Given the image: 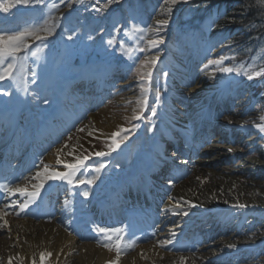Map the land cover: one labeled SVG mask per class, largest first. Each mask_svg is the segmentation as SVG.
I'll return each mask as SVG.
<instances>
[{"label":"rangeland","instance_id":"obj_1","mask_svg":"<svg viewBox=\"0 0 264 264\" xmlns=\"http://www.w3.org/2000/svg\"><path fill=\"white\" fill-rule=\"evenodd\" d=\"M101 1L99 0V2ZM97 2L98 0H44L43 4L34 6L13 4L9 8V12H0V20L7 17L8 20H11V25L18 29L31 24H43L45 20L48 21V26L55 25L51 35L45 36L42 40L29 39L28 47L18 53L20 59L13 69L15 79L6 78L4 81H0V90L14 91L15 89V91L11 92L10 96L0 95V102L3 99L13 110L17 109L19 104H27L23 108L29 104L32 108L36 106L39 108L37 109V118H40L45 109L49 110L55 107L53 98L60 102L64 100L63 89L77 86L74 79L67 80L69 77L73 78L71 77L73 72L83 74L76 70L77 65L86 62L88 58L98 60L100 57H124L128 61L127 63L110 62L105 64L107 68L102 67L110 74L109 80L113 79L109 84L88 83L86 81L88 77L98 80L97 75L93 73V67L98 66L93 64L92 68L90 65L88 68L87 65V77L85 76V83H81L82 91L78 96L80 102L83 101V103L79 107H72L69 110L71 119L77 117L74 122L71 119L62 120L63 122L71 121L72 127L62 135L61 140L55 146H81L83 144V158L80 160H83L84 157L87 159L76 171L75 180L87 181L96 177L91 184L84 183L92 187L90 191H86L91 196V201L97 198L101 187L103 189L100 194H103L109 185L116 186L122 180L118 176H123L127 172L133 173L141 162L160 165L161 160L154 162L153 159L156 156L157 148L162 147L159 146L162 134L165 132L168 134L171 130V135L173 134L177 145L162 150V156L167 160V163L162 162L159 168H163V170L157 171L155 175L168 170L170 174L166 177L175 179V183L179 179L183 186L198 191L201 188L203 190L205 185L212 184L214 181L226 182L228 177H232L235 180L236 188H244L246 193L233 195L228 200L229 203H234L238 199H249L264 205V168L259 170L261 174L256 171H243L242 161H240L255 160L264 166V160L261 158V150L264 149V133L253 126L261 123L260 117L264 116V94L254 89L255 82L261 76L249 80L246 76H238L235 72H220L216 65H210L208 69L203 66L209 59H216L224 55L226 57L223 62L224 66L233 68L242 66L243 69L252 72L261 69L246 65L244 60L240 62L233 58L226 45L213 44L212 48L204 50V53L196 51L187 40L189 34L183 36L179 46H174L172 41L176 37L175 30L180 11L169 17H160V11L159 15L150 17V23H134L130 26L120 27L121 32H119V28L106 29L105 26L109 20L103 23V19L111 14V10L102 12L101 6L97 7ZM53 3L56 4L55 8L51 7ZM107 8L108 6H106ZM63 11L66 13H61ZM67 19H71L70 22ZM164 19L169 21L167 28L159 33V36L163 37L164 43L160 44L158 48H150L148 41L157 38V33L150 29L157 27L158 20ZM67 23H70L73 28ZM93 24L95 25L92 26ZM133 25L137 27H133ZM109 26L112 27V25ZM144 29L149 30L144 31ZM69 34H72L74 39L68 40ZM116 41H119L117 45ZM140 48H143L144 51H140ZM37 49L39 50L37 51ZM34 51L36 52L35 56L32 55ZM153 53H159L160 56L155 67L151 62L145 61V58L154 55ZM112 66L116 70L113 73L109 70ZM103 71L99 70L97 74L101 75ZM148 71L152 72L150 84L147 83L148 78L145 76ZM164 72L168 74L166 78L163 75ZM33 74H35V83H33ZM207 74H211V76L206 77ZM202 83L209 84L208 87L213 89L206 101L209 114L203 118L200 128L192 126L193 133L187 136L185 132H189L187 131L189 124L185 123L183 118L188 117V108L192 104L193 95L190 89L196 86L200 87ZM91 89L100 94H98L99 96L96 94L100 102L94 110L98 116V122L104 121L105 118L118 116L120 126L114 133L120 132V137H128L127 139L116 137L120 146L115 151L110 150L112 135L109 137L87 136L91 119L88 113L81 115L80 108L82 105H87L83 94H87L89 97ZM146 89L147 91H145ZM157 93L160 96L158 106L156 105ZM54 94L59 99L52 97ZM23 96L25 101H23ZM145 96L146 106L143 103ZM70 98L67 97V99ZM45 99L49 101L48 104L43 102ZM234 103L237 107L242 105L245 110H248L242 119L248 122L245 125L252 130L249 135H246V129L243 125L237 124L236 120H233L230 125L222 122L223 119L230 120ZM154 107L157 112L155 117L151 115ZM22 112L26 116L33 114L27 110H22ZM138 115L143 119L134 118ZM9 117L6 123H13L11 120L15 114L13 113ZM212 124L216 126L214 131L209 128V125ZM7 132L11 133L9 130ZM218 132L221 134L218 137L220 139L209 140V135L215 137ZM203 133H206V136L200 137V134ZM140 135H144V137L142 138ZM223 137H226L227 140H224ZM182 141H184V146ZM178 147L185 148V151L177 149ZM214 148L221 149L212 153ZM53 149L54 147L50 153H53ZM97 151H103L108 155L97 157L95 155ZM235 155L237 157H234ZM203 158L208 161L200 162V159ZM183 161L188 163L185 164ZM102 162L106 166L97 173L95 169ZM178 164L184 168L173 166ZM167 166L169 168L166 169ZM215 172L217 175H214ZM164 181L167 179L159 182ZM253 189L256 190L255 194ZM229 207L232 209H223L218 216L207 215L200 220V225L206 229L208 240L223 241L222 245L217 246L216 252L211 254L209 260L203 261L202 264H249L251 262L264 264V260L259 258L264 254V241L247 249L237 245L240 242L256 241L260 234L264 235V212L259 213V211L251 210L250 214L253 217L250 218L248 215L245 217L240 211L238 213L233 211V206ZM234 215L236 217L232 218ZM258 216L259 218H257ZM242 221L246 223L244 226L246 236L244 237L237 236L238 230L236 229L238 223ZM253 226L256 229H252ZM104 229H112V227ZM100 236L105 238L103 233ZM198 236L202 237V234L198 233ZM185 240V243L190 245L191 250H187L188 252L200 250L201 253H204L201 249L202 242H198L195 234ZM232 244H235V248L229 247ZM220 257H226L229 263L220 260ZM247 257L249 259L246 261Z\"/></svg>","mask_w":264,"mask_h":264},{"label":"bare ground","instance_id":"obj_2","mask_svg":"<svg viewBox=\"0 0 264 264\" xmlns=\"http://www.w3.org/2000/svg\"><path fill=\"white\" fill-rule=\"evenodd\" d=\"M153 54L155 55V53ZM87 63L90 66L92 64L89 58L87 59ZM102 73L104 74V71ZM90 75L92 76V73ZM209 76H211V74L206 75V77ZM87 81L94 84L95 80L93 77H88ZM98 82L100 84L104 82L108 83L109 79L106 76L99 79ZM208 85L209 84L204 85V83H202L200 87L196 86L190 89L193 95L192 104L191 107L188 108V117L183 118L185 123L189 124V128H187L189 132H185L187 136L193 133L191 127L197 126V129L200 128L201 123H203V118L209 114L206 101L209 99L213 89H210ZM96 94L98 95L99 92L91 89L89 97L84 95V100L87 105L81 106L80 114L84 115L88 113L91 119L88 125V137H109L118 130L120 119L118 116H112V118H105L103 119L104 121L98 122V116L94 110L96 106L99 105L100 100L99 97H96ZM108 97L109 94L107 95V98ZM103 98H105V96H103ZM121 102L123 103V101ZM233 107V111L230 113V120L223 119L222 122L230 125L233 123V120H236L237 124L243 125L246 129V135H249L252 130L245 125V121L242 119L248 110H245L242 105L237 107L235 103ZM88 110L90 111L88 112ZM0 111H2L1 107ZM59 117V110H55L53 114L51 113L47 117L46 127L52 130ZM101 123L103 124L100 125ZM66 124L68 123L64 122L63 125ZM2 127L10 132L13 131L11 125L6 123L5 125L0 124V133L3 130ZM46 127L36 125L35 130L40 131L42 128H45L43 130H47ZM209 128L211 131H214L216 126L212 124L209 125ZM207 131L211 132L209 130ZM20 134L23 135L22 127H20L12 137L18 138ZM205 136L206 133L200 134V137ZM219 136H221L219 132L215 134V137L214 135L212 137L209 135V140L217 139ZM140 137L143 138L144 135H140ZM223 138L227 140L226 137ZM5 141L6 140L1 138L0 145ZM182 143H184V141H182ZM175 145H177V141L173 139L171 130L168 134L167 132L163 133L159 143V146L162 147L157 148L156 156L153 160L160 159L162 162L167 163V160L162 156V150L169 149L167 147ZM220 149L221 148H214L212 153ZM50 150L41 161H38V163H40L39 168L29 176L35 177L38 171L43 173L44 166L48 167L49 173L68 172V169L64 167L65 164H74L83 158V144L81 146H57L54 147L53 153H50ZM234 157L237 156L235 155ZM205 158L200 159V162L208 161ZM261 158L264 160V149L261 150ZM240 161H242L241 168L243 171H256L261 174L259 170L264 168L260 162L255 160ZM212 163L214 164L215 162ZM161 164L162 163H160V165ZM160 165H151L146 162H141L138 169L133 173L127 172L124 175V179L118 183L116 191L111 187L105 189L100 198L94 203L93 210H95V215H104L107 220L112 217V223L118 221L116 216L119 214L122 208L121 206L125 203L127 204L129 201L132 203L142 201L150 207L145 210H141L140 208H130L128 210L130 216L138 221L135 222L136 225H140L141 230L139 232L142 233L141 238L140 236L138 238H131L130 234L135 231L134 226L124 229V227H116L117 225L112 224L113 227H116L114 229L121 230V233H110L113 240H115L117 235H123L121 246L125 248V251L120 255L119 264H181V256L187 258L185 264H202L203 261L209 260L212 256L211 254L216 252L217 246L222 245L223 241L219 239L215 241L211 239L208 240L206 229L200 225L201 219L207 215L218 216L223 209H232L229 206H233L234 204L246 205L243 209L238 207H234L233 209V211L237 213L240 211L245 217L247 215L250 218L253 217L250 214L251 210L259 211V213L264 212V205L260 202L249 199H238L235 200L234 203L228 202L233 195L246 193L244 188H236L234 185L235 180L232 177H228L226 182L214 181L212 184L205 185L203 190L201 188L199 191L183 186L180 184L179 179L177 183H175V179H169L163 182L167 188V190H164L163 187H160L161 184L159 182L160 179L163 178L162 175H158L157 177H155V175L153 176V174L159 170ZM174 166L182 169L184 168L181 164ZM166 168H169V166ZM214 175H217V173L215 172ZM28 177L26 180L19 183L20 185L17 184L12 189L11 193L14 192L15 194H10V196L17 195V197H19L21 195L19 189H25L27 192L34 191L33 186L40 181L39 179ZM49 184L56 185L59 189L61 196L59 201L61 206L60 214L50 221H44L24 216L26 211L21 212L20 216L22 217L18 218L17 215H15V212L19 211L18 207L16 210H12L11 208L5 209L10 214L3 217V220H7L8 224L0 228V264H8L10 257L12 258V264H33V261H35V264H109L110 261H116L115 249L113 248V250L110 251L104 246L105 244H111L112 241L101 237V234L96 235L99 229L98 226H100L97 221H95L97 218L85 217L86 215H90V213L85 211L84 208H81V204L83 203L81 196L85 191L90 190L89 186L83 184L78 185L79 187L77 188L75 185H69L63 180H45L42 189ZM255 191L256 190L253 189L254 194ZM185 201L189 203H184ZM225 201H227V203H225ZM77 203L80 205L79 209ZM177 203L181 205L180 208L177 207ZM192 205H195V207ZM150 209L151 211L148 212ZM77 211H81L86 221L84 217H78L79 214ZM182 211H187L188 215H173V212ZM234 217L236 216L234 215L232 218ZM257 218H259V216ZM3 220H0V224H3ZM144 221L148 223L147 226L143 225ZM106 223L108 222L105 221L101 223V225ZM244 226H246L244 221L238 223L236 227L238 230L237 236H246L244 233ZM88 229L90 231L93 230V233L87 232L86 230ZM252 229L256 228L253 226ZM173 232L176 233L175 237L171 235ZM193 233L197 236L198 242H202L201 249H203L204 253H201L199 249V251L197 250L198 252H188L191 250L189 247L187 249L188 251H185V248H182L181 245H179L180 243H177V241L181 240L184 236L190 237ZM198 233L202 234V237L198 236ZM168 239H172L174 243L164 247L159 245V241ZM263 241L264 235L260 234L256 241L240 242L237 245L238 247L247 249ZM177 249H179V251H177ZM41 253H51V255H46L45 259L41 261ZM259 258L264 260V254ZM219 259L229 263L226 257H220ZM248 259L249 257L245 260L247 261ZM249 264L261 263L251 262Z\"/></svg>","mask_w":264,"mask_h":264},{"label":"trees","instance_id":"obj_3","mask_svg":"<svg viewBox=\"0 0 264 264\" xmlns=\"http://www.w3.org/2000/svg\"><path fill=\"white\" fill-rule=\"evenodd\" d=\"M96 5L101 6L102 12L111 10L106 17L112 25L108 28H119V32L120 27L148 24L150 17H169L180 11L174 46H179L183 36L189 34L187 40L196 51L204 53L213 44L226 45L236 60L264 69V0H180L175 5L165 4L164 0H98ZM254 89L264 94V75L255 82Z\"/></svg>","mask_w":264,"mask_h":264},{"label":"snow or ice","instance_id":"obj_4","mask_svg":"<svg viewBox=\"0 0 264 264\" xmlns=\"http://www.w3.org/2000/svg\"><path fill=\"white\" fill-rule=\"evenodd\" d=\"M108 3H111L112 0H107ZM180 0H164L165 4L168 5H175ZM184 2H187V0H184ZM44 0H0V12L2 13H7L9 12V8L15 4V5H24V6H29V5H40L43 4ZM52 8L56 7V4L53 3L51 5ZM168 11L170 12L171 9L169 8ZM157 27L150 29L151 31H155L157 33V38L152 39L148 41V44L150 48H158L160 44L164 43L163 37L159 36V33L167 28L169 21L167 19L164 20H158L157 22ZM55 27V25L48 26V21L45 20L43 24H31L23 27L22 29L15 28L11 25V23L8 21V18L5 17L3 20H0V81H4L6 78H11L15 79L13 77V69L16 67L18 60L20 57L18 56V53L23 51L28 47V40L29 39H35V40H42L45 38L47 35L52 34V30ZM133 27H137L136 25H133ZM149 29H144V31H148ZM68 40L74 39L72 34H69L67 36ZM111 43V41H109ZM47 47V45H44ZM39 49H37L38 51ZM140 51H144L143 48H140ZM33 56L36 55V52L34 51L32 53ZM226 57L224 55L219 56L216 59H209L208 62L203 66L205 69H208L210 65H216L217 69L220 72L224 73H233L235 72L238 76L243 75L246 76L249 80H252L254 77H259L264 75V69H261L260 71L252 72L251 70H245L240 67H227L223 65L224 60ZM159 60V53H156L155 55H152L150 57H146L145 61L146 62H151L152 66L155 67L156 62ZM7 61V63H6ZM164 77H167V72L163 73ZM34 79L33 83H35V74H33ZM145 76L148 78L147 83L150 84L151 82V77H152V72L148 71L145 73ZM147 91V89L145 90ZM12 93L8 89H2L0 90V95L2 96H10ZM160 101V96L159 93L156 95V105H159ZM45 104H48L49 101L45 99L43 101ZM143 103L146 106L147 100L146 96L143 98ZM143 110V109H142ZM151 115L155 117L157 115L155 107L151 111ZM135 119H143L142 116H135ZM260 120L262 121L259 124H254L253 126L257 129H259L260 132L264 133V116L260 117ZM245 123H248L245 121ZM154 127V125H153ZM80 131H83V129H80ZM122 131H128V130H122ZM113 140H112V145H111V151H115L117 148H119V140L116 139V137H120V132H116L112 134ZM121 139H127V136L120 137ZM97 157H104L108 155V153H105L103 151H97L95 153ZM87 157H84L83 160H79L78 163L76 164H65L64 167L66 169H69V172H51L49 173L48 167L44 166L43 173L37 172L36 176L33 177V179H39V183L34 185V191L32 192H27V199H25L23 202H18V201H12L10 204L4 205L3 208H0V220H3V217L6 215H9L10 213L7 212L5 209L12 207L13 205H18L19 211L15 212V215L19 216L21 212H25L26 209L36 203L37 198L40 195V190L44 187V181L45 180H63L66 181L69 185L74 183L75 177H76V171L84 164V160H86ZM42 163V162H41ZM183 163H188L187 161H183ZM105 163H100L96 167V172L99 173L104 167ZM96 177H92L91 179L85 181V180H79L76 181L79 184H84L87 182L88 184H91L93 180H95ZM6 187V186H3ZM21 194L25 193V189H19ZM11 194H15L14 192ZM85 197H87L88 193L85 191L83 193ZM184 203H189L185 201ZM227 203V201H225ZM195 207V205H192ZM177 207L180 208L181 205L177 203ZM233 207H238V208H245L246 205L244 204H234ZM173 215H184L187 216L188 212L187 211H182V212H173ZM8 224L7 220H3V224H0V228L5 227ZM98 232L103 233L105 235V238L109 241H112L111 244H105L104 246L108 248L110 251L113 250V248L116 251V261H110L109 264H119V258L120 255L125 251V248L121 246L123 242V235H117L115 240H113L112 235H110L111 232H116V233H121L120 229H104L100 228L98 229ZM173 237L176 236V233L173 232L171 234ZM134 243V242H133ZM161 247H164L166 245L173 244L174 241L172 239L164 240V241H159L158 242ZM231 248H235V244L229 245ZM179 251V249H177ZM50 256L51 253H41L40 259L43 261L45 259V256ZM187 258L184 256H181L180 261L181 264H185ZM8 264H12V258H9ZM33 264H35V261H33Z\"/></svg>","mask_w":264,"mask_h":264}]
</instances>
